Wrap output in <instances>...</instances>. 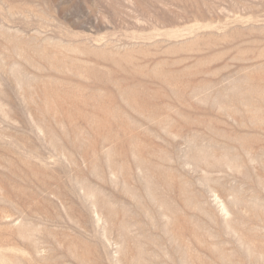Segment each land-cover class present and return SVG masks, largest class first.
Instances as JSON below:
<instances>
[{
    "label": "rangeland",
    "instance_id": "374dc122",
    "mask_svg": "<svg viewBox=\"0 0 264 264\" xmlns=\"http://www.w3.org/2000/svg\"><path fill=\"white\" fill-rule=\"evenodd\" d=\"M0 264H264V0H0Z\"/></svg>",
    "mask_w": 264,
    "mask_h": 264
}]
</instances>
